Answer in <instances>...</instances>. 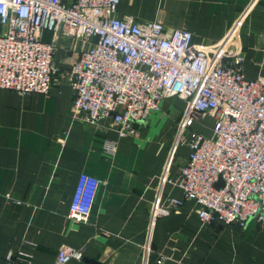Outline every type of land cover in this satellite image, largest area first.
<instances>
[{"label":"crops","instance_id":"obj_1","mask_svg":"<svg viewBox=\"0 0 264 264\" xmlns=\"http://www.w3.org/2000/svg\"><path fill=\"white\" fill-rule=\"evenodd\" d=\"M250 1L119 0L117 16L157 20L168 31L189 30L195 46L212 45ZM61 2L67 6L72 0ZM4 29L0 25V32ZM52 38L51 31H43V41ZM236 42L245 77L264 76V0L249 9ZM88 46L89 41L57 33V70L47 94L0 88V264H56L62 243L82 249L83 257L98 264H264V230L253 219L244 226L202 224L197 206L187 201L149 228L160 175L168 165L174 180L188 152L179 145L170 159L183 101L163 98L156 117L138 122L137 133L122 138L110 118L97 124L73 118L69 69ZM199 119L214 122L206 112ZM107 139L117 143L113 153L104 149ZM82 172L100 179L87 221L68 216ZM164 194L182 195L168 183ZM9 251L23 260H9ZM160 257L165 259L158 263Z\"/></svg>","mask_w":264,"mask_h":264},{"label":"built area","instance_id":"obj_2","mask_svg":"<svg viewBox=\"0 0 264 264\" xmlns=\"http://www.w3.org/2000/svg\"><path fill=\"white\" fill-rule=\"evenodd\" d=\"M256 1H250L220 41L195 46L189 30L168 31L157 20L119 18V0H72L67 6L61 0H0V25L5 27L0 32V88L47 94L57 70V33L89 41L69 69L73 118L88 124L110 118L122 138L135 135L136 124L163 98L177 96L184 102L170 159L179 145L188 152L174 180L168 177V165L160 175L149 228L158 217L193 201L202 224L244 226L253 219L264 230V76L245 77L236 42ZM45 30L52 32L49 42L42 40ZM205 112L214 118L209 136L192 128ZM116 146L115 140L104 142L109 153ZM219 178L223 185L216 187ZM99 183L93 175L79 174L70 218L87 221ZM167 183L179 188L181 197L165 195ZM148 250L146 245L145 258ZM20 256L7 253L9 260H23ZM82 257V249L62 243L56 264Z\"/></svg>","mask_w":264,"mask_h":264},{"label":"rangeland","instance_id":"obj_3","mask_svg":"<svg viewBox=\"0 0 264 264\" xmlns=\"http://www.w3.org/2000/svg\"><path fill=\"white\" fill-rule=\"evenodd\" d=\"M160 104L161 103H159V106H160ZM183 105H184V102H183ZM159 106L156 109H153L152 111H150L148 117H150V118L156 117L155 115L158 112L157 109L159 108ZM192 128L204 136H209L212 132V124L207 120L201 121L200 119H198V120L195 119L194 125Z\"/></svg>","mask_w":264,"mask_h":264},{"label":"water","instance_id":"obj_4","mask_svg":"<svg viewBox=\"0 0 264 264\" xmlns=\"http://www.w3.org/2000/svg\"><path fill=\"white\" fill-rule=\"evenodd\" d=\"M223 185V181L221 178L218 179V181L215 183V186L216 187H219V186H222ZM83 260H85L86 262H90L92 264H98L97 261H95L94 259H90V258H87V257H82Z\"/></svg>","mask_w":264,"mask_h":264}]
</instances>
